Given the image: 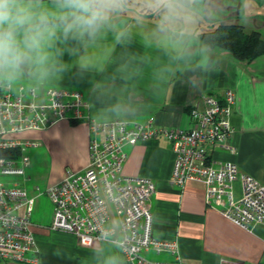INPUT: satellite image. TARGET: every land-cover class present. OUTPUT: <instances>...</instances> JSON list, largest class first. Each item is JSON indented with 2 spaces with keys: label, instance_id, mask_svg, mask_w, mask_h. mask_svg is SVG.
I'll use <instances>...</instances> for the list:
<instances>
[{
  "label": "crops",
  "instance_id": "1",
  "mask_svg": "<svg viewBox=\"0 0 264 264\" xmlns=\"http://www.w3.org/2000/svg\"><path fill=\"white\" fill-rule=\"evenodd\" d=\"M159 19L143 9L141 0H129L127 9L112 17L110 28L75 55L63 57L69 65L66 73L43 82L18 81L12 85V92L17 93L21 86L78 90L85 99L86 112L98 121L152 120L157 126L187 128L193 101L208 94L221 99L227 89H232V144L236 152L216 150L214 157L218 162L236 163L241 172L264 185V55L239 61L230 51L210 48L198 37L218 25H240L264 37V0H198L179 26L180 35L159 34ZM125 29L130 33L127 40L119 35ZM177 49L188 51L177 60ZM202 50L208 57L206 66H202ZM122 65H128L129 70L120 71ZM163 68L169 70L157 78L154 72ZM117 104L122 106L119 112L114 111ZM15 137L39 143L28 154L27 170L40 178L35 184L42 189L57 184L69 171L81 172L87 165L89 132L84 120H61ZM124 149L127 158L122 174L149 178L155 184L150 200L152 235L175 240L183 264H264V225L246 229L234 224L205 200L200 183L189 182L182 188L170 184L175 156L168 140L153 138ZM28 189L35 195L33 185ZM235 192L239 195L238 183ZM51 214L47 196H37L30 218L36 252L29 254L37 261L8 264H97L98 254L110 253H117L127 264L120 248L111 242L84 245L71 233L51 230ZM144 255L172 261L168 253Z\"/></svg>",
  "mask_w": 264,
  "mask_h": 264
},
{
  "label": "built area",
  "instance_id": "2",
  "mask_svg": "<svg viewBox=\"0 0 264 264\" xmlns=\"http://www.w3.org/2000/svg\"><path fill=\"white\" fill-rule=\"evenodd\" d=\"M234 103L232 89L221 99L205 95L191 103L189 126L180 128L157 126L152 120L98 121L86 112L78 90L21 86L13 93L12 86L0 88V264L37 261L29 257L36 252L30 218L36 197L43 194L52 205L51 230L71 233L84 245L111 242L122 249L127 264H183L175 240L152 235L154 182L122 174L127 158L124 147L158 137L170 142L175 156L172 186L200 183L205 200L234 224L246 229L264 225V185L241 172L236 163L218 162L214 157L216 150L236 152L231 124ZM61 120L86 121L87 165L44 189L34 184L32 195L27 187L31 177L26 152L39 143L15 135L46 129ZM13 150L18 154H2ZM149 252L168 253L172 261L149 259L144 255Z\"/></svg>",
  "mask_w": 264,
  "mask_h": 264
},
{
  "label": "clouds",
  "instance_id": "3",
  "mask_svg": "<svg viewBox=\"0 0 264 264\" xmlns=\"http://www.w3.org/2000/svg\"><path fill=\"white\" fill-rule=\"evenodd\" d=\"M198 0H141L144 10L159 16L157 32L180 35V27ZM129 0H0V88L24 79L41 82L69 70L65 55H75L80 47L94 41L110 28L111 19L123 13ZM130 38L127 29L119 33ZM150 44V41H146ZM187 49H177L180 59ZM201 59L206 66L207 54ZM120 71H128L122 65ZM169 69L154 72L157 78ZM117 104L114 111H121ZM122 251V249H120ZM97 264H123L117 253L98 254Z\"/></svg>",
  "mask_w": 264,
  "mask_h": 264
},
{
  "label": "trees",
  "instance_id": "4",
  "mask_svg": "<svg viewBox=\"0 0 264 264\" xmlns=\"http://www.w3.org/2000/svg\"><path fill=\"white\" fill-rule=\"evenodd\" d=\"M203 44L231 52L239 61H252L264 55V37L259 32H247L240 25H218L211 31L198 34ZM3 155L18 154L17 150L3 151Z\"/></svg>",
  "mask_w": 264,
  "mask_h": 264
},
{
  "label": "rangeland",
  "instance_id": "5",
  "mask_svg": "<svg viewBox=\"0 0 264 264\" xmlns=\"http://www.w3.org/2000/svg\"><path fill=\"white\" fill-rule=\"evenodd\" d=\"M33 152V149H28L27 150V152H26V154L28 155L29 153H32ZM32 170L31 169H29V170H27V174H30V176L32 177L31 178V181L30 182H28L27 183V186L30 188L32 185H34L35 183H38V181H37V179H40V178H37L36 179V177L33 175V173L31 172ZM12 179H14L13 177L12 178H10L9 180H12ZM16 179H20V177H17ZM5 180V179H4ZM36 210V209H35ZM35 215V211H34V213H33V216ZM32 216V217H33Z\"/></svg>",
  "mask_w": 264,
  "mask_h": 264
}]
</instances>
